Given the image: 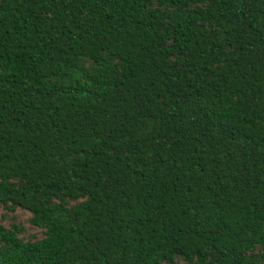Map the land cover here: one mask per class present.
<instances>
[{
	"label": "trees",
	"instance_id": "1",
	"mask_svg": "<svg viewBox=\"0 0 264 264\" xmlns=\"http://www.w3.org/2000/svg\"><path fill=\"white\" fill-rule=\"evenodd\" d=\"M0 264H264V0H0Z\"/></svg>",
	"mask_w": 264,
	"mask_h": 264
},
{
	"label": "rangeland",
	"instance_id": "2",
	"mask_svg": "<svg viewBox=\"0 0 264 264\" xmlns=\"http://www.w3.org/2000/svg\"><path fill=\"white\" fill-rule=\"evenodd\" d=\"M30 215L24 211H17L15 213H10L6 211L3 207H0V222L9 227L13 222H19L24 227L28 229L27 235H37L40 231L33 228L29 223Z\"/></svg>",
	"mask_w": 264,
	"mask_h": 264
}]
</instances>
